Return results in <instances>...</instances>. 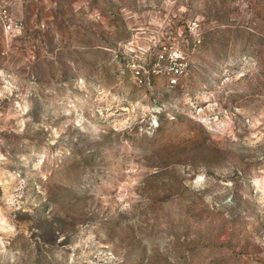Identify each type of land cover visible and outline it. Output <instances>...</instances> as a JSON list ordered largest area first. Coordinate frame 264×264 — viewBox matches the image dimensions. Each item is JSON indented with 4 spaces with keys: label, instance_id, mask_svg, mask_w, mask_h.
Here are the masks:
<instances>
[{
    "label": "rangeland",
    "instance_id": "rangeland-1",
    "mask_svg": "<svg viewBox=\"0 0 264 264\" xmlns=\"http://www.w3.org/2000/svg\"><path fill=\"white\" fill-rule=\"evenodd\" d=\"M0 264H264V0H0Z\"/></svg>",
    "mask_w": 264,
    "mask_h": 264
},
{
    "label": "built area",
    "instance_id": "built-area-1",
    "mask_svg": "<svg viewBox=\"0 0 264 264\" xmlns=\"http://www.w3.org/2000/svg\"><path fill=\"white\" fill-rule=\"evenodd\" d=\"M4 27H5V30L11 34H16V33L21 32V26L18 24H15V25L11 24L10 21H8L6 24H4Z\"/></svg>",
    "mask_w": 264,
    "mask_h": 264
}]
</instances>
